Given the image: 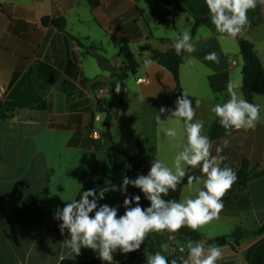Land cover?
I'll list each match as a JSON object with an SVG mask.
<instances>
[{
	"label": "crops",
	"instance_id": "obj_1",
	"mask_svg": "<svg viewBox=\"0 0 264 264\" xmlns=\"http://www.w3.org/2000/svg\"><path fill=\"white\" fill-rule=\"evenodd\" d=\"M93 1L0 0V264H58L63 258L96 257L83 247L79 254L71 253L63 246L67 230L62 234L52 229L57 222L53 213L67 203L61 197L88 180L109 178L112 143L127 155L130 178L143 173L131 159L137 139L147 154L158 155L170 166L179 151V140L164 136L163 129L181 125L167 113L159 116V108L173 107L179 95L173 76L155 60L148 69L142 61L155 50L173 48L175 34L190 31L192 17L205 0H177L185 11L171 6L163 23L150 15L152 0ZM247 15L248 24L238 36L253 44L264 67V7L258 4ZM44 16L63 17L64 29L43 24ZM192 37L196 51L186 54L179 66L181 92L193 96V106L199 101L195 119L204 121L202 131L212 142V155H223L221 166L244 171L246 180L237 179L222 197L219 217L198 231L185 226L171 234L174 238L160 233L162 254L184 255L180 249L189 239L182 237L198 233L207 239L206 248L221 247L223 259L217 264H264V231L236 242L209 241L236 227L255 230L264 222V96H253L261 109L256 127L226 135L209 109L229 98V81L239 84L235 90L244 97L237 37L217 33L211 23L196 27ZM76 38L96 44L105 66ZM119 44L128 46L138 66L123 82L126 91H113L110 99L114 74L124 66ZM212 52L217 60H206ZM138 76L149 82L138 83ZM106 111L111 139L105 134ZM218 146L223 148L219 154ZM108 188L99 203L122 204L124 197L116 187L100 191ZM190 195L185 184L178 200ZM141 204L147 206L148 201L142 197ZM123 211L121 207L118 214ZM148 254L143 251L126 264H146Z\"/></svg>",
	"mask_w": 264,
	"mask_h": 264
},
{
	"label": "clouds",
	"instance_id": "obj_2",
	"mask_svg": "<svg viewBox=\"0 0 264 264\" xmlns=\"http://www.w3.org/2000/svg\"><path fill=\"white\" fill-rule=\"evenodd\" d=\"M264 7V0H205L208 19L216 32L231 38L241 34L248 24V10L257 5ZM172 47L176 55H190L196 51V43L190 31L177 32ZM206 60H217L216 53H208ZM145 69L150 68L153 61L150 57L143 59ZM143 83V81H138ZM239 84L229 81L226 85L229 98L222 103H213L209 109L212 119L217 120L226 135L233 130L253 129L261 120L260 106L244 99L235 90ZM115 90H121L119 81ZM182 90L175 98L174 106H161L160 114L167 113L179 128L167 127L163 135L171 140H179L177 151L171 166L158 155L150 160L146 174L140 173L134 178L122 177L118 190L124 196L122 204L109 205L99 203L105 199L109 191H97L94 188L83 190L81 187L70 190L61 197L67 201L64 206L57 207L53 219L59 221L57 227L63 234L67 230L69 238L63 246L71 253L79 254L81 248L91 249L98 259L107 264H117L114 254L119 251L127 254L140 249L149 233H176L187 226L198 231L202 226L219 217L224 208L222 197L236 183V171L227 165L221 166L225 160L223 155H212V142L203 133L204 121L195 119L199 101ZM228 141H224L227 147ZM223 150L217 147L219 154ZM198 170L199 175L189 174ZM187 178V186L192 193L183 199H164L169 192H175L177 186ZM131 186L138 192H129ZM78 197V198H77ZM148 201L147 206L141 199ZM123 208L122 214H118ZM206 238L189 239L181 253L171 259L156 251L146 255V264H217L223 259L220 246L205 247Z\"/></svg>",
	"mask_w": 264,
	"mask_h": 264
},
{
	"label": "trees",
	"instance_id": "obj_3",
	"mask_svg": "<svg viewBox=\"0 0 264 264\" xmlns=\"http://www.w3.org/2000/svg\"><path fill=\"white\" fill-rule=\"evenodd\" d=\"M94 1L91 0V4ZM173 6L180 11H185L184 7L177 1V0H152V4L150 6L149 12L150 15L156 19L159 23L165 22L169 15H170V7ZM1 7V3H0ZM41 22L43 24H51L59 29H64L65 27V19L63 17H49L44 16L41 18ZM210 21L208 19L207 9L205 3L201 4L198 9V13L192 17L191 21V29L190 33L193 36L196 27L200 25H209ZM86 39V38H84ZM77 44L80 47H84L88 50V52L94 56L100 66H105V62L107 61L106 58L101 53V49L94 44L93 42H89L88 44L82 43L78 38H76ZM237 43L239 48V55L242 59V66H241V89L244 94V99L248 100L251 103H254L253 96L254 95H261L264 96V67L262 66L260 59L254 49V46L248 40L237 37ZM119 53L123 55L124 58V66L119 68L118 71L114 74V79L111 82V89H110V99L113 95V91L115 90V84L117 81L123 85L124 80L127 78L128 74H133L135 68L138 66V62L135 60L133 54L131 53L130 49L125 44H119ZM185 55H176L173 48L160 52V51H153L152 54L149 56L152 60L157 61L160 65L167 68L175 81V87L178 94H181V88L179 85V66L183 63ZM255 104V103H254ZM111 116L106 111L105 116V134L111 139L109 133V123H110ZM127 155L124 151L117 148L113 143L111 147V158H112V167L111 172L108 179L99 177L95 180H88L82 184L83 190H87L90 188H94L97 191L108 187L114 186L117 189L122 181V177L129 174L127 173L125 167V157ZM153 157L145 152L143 142L140 139L135 141V154L131 157L133 162H135L139 168L142 170L143 173L146 174L148 168L150 167V160ZM237 173V177L240 180H246V173L244 171L235 170ZM189 174L191 175H199L198 170H193ZM187 184V178L185 177L184 181L181 182L177 186V190L175 192H169V195L165 197L166 199H179V193L183 185ZM129 192H137L136 189L129 186ZM120 192V191H119ZM121 193V192H120ZM123 196V195H122ZM124 197V196H123ZM78 198V197H77ZM64 206V205H63ZM59 221H57L54 226L52 227L53 230L60 232L59 228L57 227ZM264 231V222L257 227L255 230L246 231L239 227H236L232 230L231 233L227 235H219L209 239L210 242L216 244H224L231 241L236 242L239 238L245 237L252 233H258ZM200 235L195 233L190 236L182 237L184 239H191V240H199ZM161 234L160 233H149L145 238V242L141 244L140 249L130 252L127 254H121L117 251L114 254V261L118 263H125L130 261L131 259L135 258L143 251H147L150 254L161 251L160 246ZM169 259L179 256L177 253H170L166 255ZM101 260L96 257L87 259V260H80L74 258H63L60 260L58 264H101Z\"/></svg>",
	"mask_w": 264,
	"mask_h": 264
},
{
	"label": "built area",
	"instance_id": "obj_4",
	"mask_svg": "<svg viewBox=\"0 0 264 264\" xmlns=\"http://www.w3.org/2000/svg\"><path fill=\"white\" fill-rule=\"evenodd\" d=\"M143 81V83H148L149 82V79L148 78H145V77H141V76H138V77H136V81L138 82V81ZM3 90L2 89H0V92H2ZM126 91V86H124V85H122L121 86V90L119 91V92H125ZM98 92L100 93V94H103V93H105V89H103V88H98ZM114 92H117L116 90H114ZM94 118H98L97 116H95ZM96 135H97V133H96V131H92V136L93 137H96Z\"/></svg>",
	"mask_w": 264,
	"mask_h": 264
},
{
	"label": "rangeland",
	"instance_id": "obj_5",
	"mask_svg": "<svg viewBox=\"0 0 264 264\" xmlns=\"http://www.w3.org/2000/svg\"><path fill=\"white\" fill-rule=\"evenodd\" d=\"M131 77H132V75L131 74H129V79H131ZM255 96V95H254ZM261 97V96H260ZM264 98V97H263Z\"/></svg>",
	"mask_w": 264,
	"mask_h": 264
},
{
	"label": "water",
	"instance_id": "obj_6",
	"mask_svg": "<svg viewBox=\"0 0 264 264\" xmlns=\"http://www.w3.org/2000/svg\"><path fill=\"white\" fill-rule=\"evenodd\" d=\"M127 262H125L124 264H126Z\"/></svg>",
	"mask_w": 264,
	"mask_h": 264
}]
</instances>
